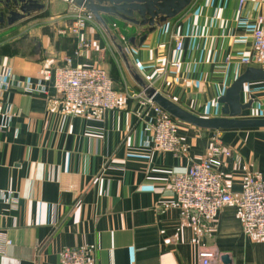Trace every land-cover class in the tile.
<instances>
[{
  "label": "crops",
  "instance_id": "obj_1",
  "mask_svg": "<svg viewBox=\"0 0 264 264\" xmlns=\"http://www.w3.org/2000/svg\"><path fill=\"white\" fill-rule=\"evenodd\" d=\"M240 1L195 0L143 44L144 31L107 24L131 66L160 94L196 116L221 117L218 101L250 67L243 60L255 56L251 34L264 17V2ZM52 3L41 0L44 10L0 26V77L11 71L16 80L48 86L80 47L74 63L107 72L117 108L77 112L54 96L5 94L12 117L0 133V229L11 246L0 264H61L65 249L84 250L90 264H198L203 250L216 254L213 264H225L224 256L228 264H264V239L244 231L236 206L195 227L170 185L221 146L232 156L218 172L240 196L252 176L264 177V129L210 131L178 121L179 152L154 151L145 135L152 111L141 106L143 91L116 47L96 21L80 36L59 34L78 9ZM173 35L183 38L180 54ZM250 101L240 118L264 119V82L243 86L241 102Z\"/></svg>",
  "mask_w": 264,
  "mask_h": 264
},
{
  "label": "built area",
  "instance_id": "obj_2",
  "mask_svg": "<svg viewBox=\"0 0 264 264\" xmlns=\"http://www.w3.org/2000/svg\"><path fill=\"white\" fill-rule=\"evenodd\" d=\"M263 3L264 0H254ZM240 1V5H243ZM95 23L94 17L78 9L73 24L59 34L80 36L88 25ZM264 17L258 18L259 26L251 34L255 56L246 58L243 63L255 65L264 62ZM174 52L180 54L184 48L183 38L173 35ZM80 47L73 57L63 59V65L53 71L48 78L49 85H33L13 78L11 71L0 77V133L11 122V110L3 107L4 96L12 90L25 94L54 96L63 104L77 112L110 111L117 108V94L114 82L100 66L86 67L76 65L74 58L79 57ZM179 62L168 61L167 66L178 68ZM141 106L152 111L146 123V145L159 153L177 154L180 150L178 121L166 111L139 94ZM232 151L221 146L216 147L204 160L194 163L183 175L176 177L170 185L175 195L177 207L189 216L190 224L200 227L215 222L219 212L226 206L234 205L241 213L244 231L253 232L264 239V177L252 176L243 188L240 196H234L219 174L225 160L231 158ZM3 193L0 196L3 197ZM11 206L16 207L17 200L8 194ZM11 242L7 234L0 229V256H3ZM61 264H90L87 254L81 249H65L60 255ZM198 264H213L216 254L203 250L199 254Z\"/></svg>",
  "mask_w": 264,
  "mask_h": 264
},
{
  "label": "water",
  "instance_id": "obj_3",
  "mask_svg": "<svg viewBox=\"0 0 264 264\" xmlns=\"http://www.w3.org/2000/svg\"><path fill=\"white\" fill-rule=\"evenodd\" d=\"M77 9L91 14L111 43L119 52L127 70L137 82L145 98L166 111L175 120L192 125L201 130L233 131L264 129V119H241L243 111L252 108V102L243 104L241 92L244 85L264 82V69L261 65L250 66L219 99L222 116L204 118L196 116L165 98L136 72L128 61L120 40L113 34L105 17L136 27L145 32L140 39L143 44L148 34L158 27L175 20L188 10L195 0H64ZM15 9L16 11H13ZM45 9L41 0H0V26L13 25L32 14ZM6 11V12H5ZM134 40H131L133 42ZM229 263L227 256L222 258Z\"/></svg>",
  "mask_w": 264,
  "mask_h": 264
},
{
  "label": "trees",
  "instance_id": "obj_4",
  "mask_svg": "<svg viewBox=\"0 0 264 264\" xmlns=\"http://www.w3.org/2000/svg\"><path fill=\"white\" fill-rule=\"evenodd\" d=\"M105 20H106V22L108 23V24H111L112 22H115L116 23V26H118V28H120V29H122V27H124V24L123 23H121L120 21H118V20H114V19H111V18H109V17H105ZM116 26L115 27H112V30H116L117 28H116ZM123 33V32H122Z\"/></svg>",
  "mask_w": 264,
  "mask_h": 264
},
{
  "label": "rangeland",
  "instance_id": "obj_5",
  "mask_svg": "<svg viewBox=\"0 0 264 264\" xmlns=\"http://www.w3.org/2000/svg\"><path fill=\"white\" fill-rule=\"evenodd\" d=\"M48 1H52V2H54V3H52L53 5H52V4H50V6H55L54 4H55V1H56V0H48ZM64 4H66L65 6H67V5H68V3H67V2H66V3H64ZM48 6H49V4H48ZM56 6H57V5H56ZM52 9H53V8H52ZM60 11H61V12H63L62 10H60ZM54 13L58 14V12H54ZM121 23H122V22H121ZM123 24L125 25V23H123ZM116 27H117V29H119V28H118V26H116ZM123 28H125V26H124ZM256 65H259V64H255V66H256ZM254 117H255V118H257V116H254ZM254 117H251V118H252V119H254Z\"/></svg>",
  "mask_w": 264,
  "mask_h": 264
}]
</instances>
